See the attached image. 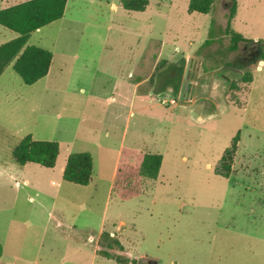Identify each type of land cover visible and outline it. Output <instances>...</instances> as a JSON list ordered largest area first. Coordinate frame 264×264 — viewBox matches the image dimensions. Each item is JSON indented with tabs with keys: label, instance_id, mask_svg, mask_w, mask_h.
I'll use <instances>...</instances> for the list:
<instances>
[{
	"label": "rangeland",
	"instance_id": "rangeland-1",
	"mask_svg": "<svg viewBox=\"0 0 264 264\" xmlns=\"http://www.w3.org/2000/svg\"><path fill=\"white\" fill-rule=\"evenodd\" d=\"M120 1L68 0L64 17L27 41L52 51L50 73L27 85L11 63L0 79L10 89L0 120L60 144L49 183L71 153L94 159L88 185L47 188L42 228L12 224L0 264H121L96 255L103 229L123 245L110 252L136 264H264V0H237L232 28L254 40L234 51L232 0L208 14L190 13L189 0H150L145 11ZM18 36L0 25V45ZM173 70L179 92L165 78ZM137 77L143 98L126 84ZM239 132L233 173L216 174ZM148 152L163 155L153 182L139 175Z\"/></svg>",
	"mask_w": 264,
	"mask_h": 264
},
{
	"label": "trees",
	"instance_id": "trees-1",
	"mask_svg": "<svg viewBox=\"0 0 264 264\" xmlns=\"http://www.w3.org/2000/svg\"><path fill=\"white\" fill-rule=\"evenodd\" d=\"M216 0H189L188 11L208 14L212 11ZM68 0H25L0 9V25L7 27L19 34L15 39L0 45V76L8 65L13 63L14 70L21 76L27 85L35 84L47 76L53 61V53L49 49L27 45L32 32L64 17ZM122 7L129 11H145L150 0H121ZM237 0H232L229 20L226 31L231 35L229 49L237 50L241 42H251L254 39L244 36L232 28L231 22L237 14ZM214 23V20L212 21ZM211 36L206 39L205 44L209 45L214 41L215 32L211 28ZM260 61H264V37L259 39ZM181 73L173 70L166 74L167 82L175 92H179ZM242 79L250 83L253 76L246 71ZM165 86L157 89L160 93ZM240 132L232 139L231 145L226 148L221 156L215 173L229 178L233 173V164L239 150ZM60 154V144L55 140L35 139L31 134L22 138L19 144L13 149V157L20 165L28 162H35L42 166L53 168L57 163ZM163 163V155L158 152H148L144 155L139 169V175L146 181H156L159 178ZM94 170L93 155L88 151L73 152L68 158L64 169L63 178L68 182L80 185H88L92 181ZM103 247V248H102ZM123 250L121 241L111 235L109 231H102L101 244L98 252L106 257L114 258L121 264H136L128 256L114 255L111 249ZM3 252L0 241V257Z\"/></svg>",
	"mask_w": 264,
	"mask_h": 264
},
{
	"label": "crops",
	"instance_id": "crops-1",
	"mask_svg": "<svg viewBox=\"0 0 264 264\" xmlns=\"http://www.w3.org/2000/svg\"><path fill=\"white\" fill-rule=\"evenodd\" d=\"M3 74L4 72L2 75ZM143 82L144 79L142 77H137L136 81L131 84L128 83L127 79L126 84L130 89L135 91L136 96H141L143 98V91L138 89ZM0 93H3L0 95L1 103L5 100V97H9L10 89H0ZM28 134H31L33 138H35L33 133L23 132L21 128H17L16 126L15 128L10 127L6 122L0 120V241L3 244V238L9 237L13 227L12 224L15 222H23L25 225H28V228L31 226L42 228V225L49 217V215H46L48 208L46 204H43V200H45L44 194L49 186L61 187L64 180L63 174L65 167L61 170L60 180L57 181L53 179L50 180L49 183L48 174H53L56 165L53 168H48L35 162H28L25 165H20L15 161L13 149L19 144L22 138ZM21 199L26 200L29 204L31 202L35 204H33L32 208L28 207L26 210L23 208L21 209ZM14 230L17 232L15 228ZM104 230L105 229L102 231ZM102 231L100 232V236ZM99 249L100 244L98 245L96 255L99 254ZM2 254L4 255V252H2ZM1 258L2 255L0 260ZM15 258L17 259L20 257L18 255L15 256ZM11 261L15 262V260H7L6 264Z\"/></svg>",
	"mask_w": 264,
	"mask_h": 264
},
{
	"label": "built area",
	"instance_id": "built-area-1",
	"mask_svg": "<svg viewBox=\"0 0 264 264\" xmlns=\"http://www.w3.org/2000/svg\"><path fill=\"white\" fill-rule=\"evenodd\" d=\"M171 102H175L174 99H171ZM7 264H16L14 261L8 262Z\"/></svg>",
	"mask_w": 264,
	"mask_h": 264
}]
</instances>
